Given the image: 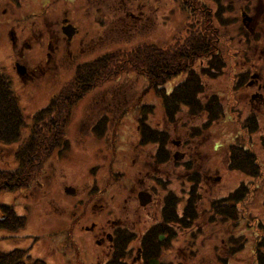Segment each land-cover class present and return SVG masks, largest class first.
<instances>
[{"label": "flooded vegetation", "instance_id": "obj_1", "mask_svg": "<svg viewBox=\"0 0 264 264\" xmlns=\"http://www.w3.org/2000/svg\"><path fill=\"white\" fill-rule=\"evenodd\" d=\"M150 1L0 0V30L7 33L14 72L22 82L29 80L37 83L46 69L58 71L67 61L73 64L79 56L94 50V44L101 41V33L106 28L118 27L128 38L147 31ZM179 1L190 7L191 1L196 0ZM213 2L216 4L215 10L204 5L208 22L216 17L217 10H220L218 17L221 16V4L218 0ZM237 3L241 30L237 39V70L229 84V94L237 105H242L239 113L246 108L245 117L238 123L239 130L246 137L243 142L236 141V144L241 147L246 144L247 147L242 149L226 145L225 142L236 137L238 131L232 136L222 130L218 136L222 142L211 140L210 154L207 152L209 156H204L200 148L209 141L210 134L207 136V133L213 122L225 116L227 107L219 101L221 111L218 119L212 120L206 111L194 110L190 113L183 97L176 106L175 94L172 100L175 106L166 107L156 97L161 117L160 122L156 120L153 124L150 123L153 119L151 107L140 102L138 109H144V112L139 113V123L135 122L133 127L135 138L124 144L112 158H107L105 151L115 149L116 132L102 137L91 131L86 139L97 142L102 137L109 146L105 147L101 156L95 154L99 147L93 150L90 155L94 157L90 158L83 178H77L73 184L61 182L59 187L70 200L60 214L51 213L47 219L55 222L50 241L59 240L57 248L67 251L63 264H150V260H154L152 264H161L159 255L162 245L171 244L170 238L176 237L179 232H187L191 241L201 236L199 246H203L206 232L210 235L218 232V228L222 229L223 234L220 233V250L213 254V264H229V260L238 258L236 253L246 245L251 247L255 264H264V224L259 223V226L257 221L250 225L246 222L248 228H244L246 204L229 203L227 200L241 184L252 179L242 170L228 166L233 154L231 146L254 159L258 167L262 165L260 155L250 146H258L264 154V0H237ZM100 20L105 24L99 31L102 25ZM210 28L204 25L203 31L210 32ZM211 45L209 41V49L205 47L201 56L196 57L200 67V79L196 78L198 81L205 82V78L208 81L223 71L222 64L210 63ZM43 46V54L40 53L43 57L35 60L34 56L39 54L37 50ZM202 47L201 44L198 48ZM180 50L182 52L178 54L183 56H190L194 51L186 48ZM218 56L220 63H224L221 52H218ZM194 61L191 58L190 62ZM190 62L172 76L160 78L162 98L166 97L169 101V94L174 88H187L184 84L188 81V71L192 70ZM16 65L20 70L16 69ZM206 71L220 73L211 76ZM171 77L176 78L172 87L167 83ZM199 86L204 85L200 82ZM211 95L219 100L220 96L214 90H198L195 93L201 106L212 104ZM140 99L139 96L138 102ZM180 107L186 114L185 119H179ZM166 111L172 114L171 119ZM185 121L188 123L183 127L181 123ZM81 125L88 126L86 130L99 128L95 122L89 124L81 121ZM171 126L172 130L169 129ZM179 129H182V133ZM205 135L207 140L204 141ZM72 144L73 138H67L64 148L51 157L60 159L61 151L66 149L72 152ZM220 145L221 149H218ZM220 150L222 156H218ZM54 170L53 163L50 173L53 174ZM233 170L240 175L239 181L229 191L218 194L215 200L212 193L220 192L225 187L222 183L227 182L226 174ZM42 171H45L44 168ZM57 174L64 177L60 170H57ZM177 180L182 184L181 195L171 188L172 181ZM259 183L260 179L253 183L252 198L257 194L253 195L252 191H257ZM259 198L258 207L261 196ZM201 200L206 202L201 204ZM232 207L237 209L236 216L229 213ZM262 213L264 216V209ZM145 215L151 217L143 219ZM147 220H153L149 225L152 227L146 229L145 234L136 236L138 230L135 224H144ZM252 233L254 236L250 237Z\"/></svg>", "mask_w": 264, "mask_h": 264}, {"label": "rangeland", "instance_id": "obj_2", "mask_svg": "<svg viewBox=\"0 0 264 264\" xmlns=\"http://www.w3.org/2000/svg\"><path fill=\"white\" fill-rule=\"evenodd\" d=\"M199 1L209 6L212 10H215L216 4L213 0ZM194 2L195 1H191L189 7L179 0L150 1L148 12L150 18L147 22V31L139 32L128 38L123 35L118 27L114 26V29L106 28L104 29V33H101V41L97 43V48L93 51H88L79 57L73 64L67 63V61L58 68V71L52 69L43 70L44 75L40 77L37 83L29 80L22 82V80L16 76L12 67L11 47L9 46L7 33H3V31L0 30V69L10 80V87L16 95V101L20 111L23 113L25 124L29 127L31 114L48 103L51 93L57 92L62 85L70 79L75 68V63H85L86 60L104 52L119 53L127 49L133 50L136 48H143L148 44L157 47L169 46L170 44L172 45L170 47L171 49L175 48L176 45L181 43L183 38L191 34V30H199L202 26L200 24L204 23V20L203 22L201 20L202 16L198 13L199 7L194 4ZM218 2L222 7L221 16L217 17L218 19L213 17L209 22L210 27L215 32L212 33L211 37L213 41L215 40V47L211 52L210 60L212 59L215 61V56H218V52H221L224 60V63H221L223 71L221 74L208 81L207 78H205V82L200 81L204 86L200 87L199 90L205 92H207V90H209V92L214 90L217 92L220 96L218 97L219 101L224 104L227 109L223 118H219L216 123L213 122L212 128L210 129L211 133L205 132L207 136L208 134L210 135L209 141L205 142L200 148L204 156H209L210 154L211 140H219L222 142V138L218 137L222 130L228 131V134L232 136L236 135V131H238L236 137H231L230 140L224 141L226 145L229 144L234 147H241V145L236 144V141L243 142L246 137L244 132L240 131L238 128V123L245 117L246 108H244L243 112L239 113L238 109H242V105L240 103L237 105L229 94V84L237 70V39L239 38L241 30L239 23L240 16L237 11L238 3L237 0H218ZM205 14L207 16L206 12ZM103 24L105 23L102 22L99 31L103 29ZM108 25L110 26V24ZM40 49L44 51V46ZM40 49L37 51L39 52ZM43 51L40 53L42 54ZM40 53L34 56L35 60H39L43 57ZM135 67L136 65L134 67L125 66L121 68V65H119L118 69L122 70L120 74V71L113 72L111 73L113 75H110L109 79H102L101 82H95L89 91L79 100L76 99L72 103L73 106L71 105L72 107L70 106L69 108L70 118L67 120L64 129L66 138L70 140L73 138V144L70 147L72 148V152L66 149L61 151L60 159L50 157L44 164L45 171H42L36 177L34 176L27 187L18 188L14 192H0V205L4 204L11 206L16 214L22 215L25 219V225L15 233H10L12 231L0 230V252H5L13 248H20L25 250L29 260L38 258L46 264L64 263L63 258L67 254V251L62 248H57L60 244L59 240L50 241L51 237H53L50 235L52 233L51 228L55 222L47 221L51 213L60 214L63 206L68 204L67 202L70 200L59 187L61 182L65 181V183L73 184L77 178H83L84 170L90 158L94 157L90 155L93 150L99 147L95 154L101 156L105 147L109 146V143L103 141L102 137H109L112 132H116L114 140V142H116L115 149L108 148L105 151L107 158H112L114 155L118 154L120 148L129 140H131V142L134 140L135 132L133 127L135 122L139 123V113L144 112V109H138L139 102L146 103L151 107L150 111L153 113V119L151 121L149 119L151 124L156 120L160 122L161 116L158 114L160 111L159 102L152 93V88L145 87L146 80L140 70H135ZM191 69L193 74L190 80L199 78L200 67L198 66V59L192 63ZM174 81L176 82V78L171 77L169 81H167L168 86L170 85L172 87ZM188 86H190V82ZM139 96L141 99L138 102ZM212 97L213 95H211V98ZM169 106L171 105L169 104ZM178 109L181 111L179 119H185L186 114L183 108L180 107ZM103 118H105L106 121L101 129L99 127L94 130H92V128L86 130L88 126L82 127L81 125V121L89 122V124L90 122H95L96 124L102 121ZM195 122L198 124L197 120ZM187 123L188 121H185L181 124L185 127ZM28 127L26 126L21 129L19 139L16 143L7 145L0 144V168H11L14 166V149H16L17 143L21 142V140L28 135ZM186 128H188V126ZM169 129L172 130V126ZM91 131L95 135H102V137L98 138L97 142L91 138L86 139L90 136L89 133ZM178 131L182 133V129ZM207 136H203L204 141L205 139L207 140ZM81 138L82 141L80 142ZM244 147H247V145L245 144ZM244 147L241 148L244 149ZM250 147L255 149L257 154L260 155L262 165H260L259 170L264 175V157L262 156L264 154L259 150L258 146H256V148L253 146ZM218 149H221V145ZM77 150L79 155L76 154ZM207 152L209 154H207ZM222 154L223 152H221V154L219 153L218 156H222ZM89 155L91 157H89ZM53 163L55 170L52 174L50 171L51 164ZM57 170L62 172L63 178L58 176ZM226 175L225 179L228 183H222L225 187H223L220 192L214 191L212 193V196L216 197L215 200L218 198V194L225 193L226 190L229 191L232 189L240 179V175L234 170L232 173ZM259 185L262 186V182L259 183ZM171 188L177 195L183 193L182 184L178 180L172 181ZM255 196L253 198L250 197L251 199L245 202L246 208L244 209H247L249 220L245 218L244 228H248L246 222L250 223V225L256 224V222L251 223L255 217L264 224L262 208L260 205L258 207L257 204L260 200V198L258 199V196L260 197V192ZM181 199L182 196L180 197V200ZM205 202V200H201L200 203L204 204ZM180 205L181 202L178 206ZM148 217L151 216L145 215L143 219ZM152 223L153 220H147L144 224H142V222H137L135 224L138 230L136 236L141 233L145 234V230L152 227L149 226ZM218 230V232L215 231L210 235L206 232V237H203V246H199V239L201 236H196L194 237L195 239L193 238L194 240L191 241L186 235L187 232H179L176 237L170 238L171 244L164 243L162 245L159 255L161 264L162 262L163 264H213V254H216L218 250H220L219 242L220 238H222L220 233L223 234L221 228H218ZM253 236L254 233L250 235V237ZM132 244H135V242ZM195 246L199 247L195 248ZM250 249V245H246L243 250L236 253L238 258L229 260V264H244L245 260L247 261L245 264H255Z\"/></svg>", "mask_w": 264, "mask_h": 264}, {"label": "trees", "instance_id": "obj_3", "mask_svg": "<svg viewBox=\"0 0 264 264\" xmlns=\"http://www.w3.org/2000/svg\"><path fill=\"white\" fill-rule=\"evenodd\" d=\"M194 4L199 7L198 13L202 16L201 20L202 22L204 20V23L200 24L202 26L199 30H191V34L183 38L179 46L176 45L175 48L171 49L170 47L172 45L170 44L169 46L162 47L148 44L143 48L127 49L119 53L104 52L95 59L77 66L71 78L62 85L58 92L52 94L49 102L31 114L29 127L25 124L23 113L20 111L16 101V95L10 87L9 78L0 69V144L7 145L16 143L19 139L21 129L26 126L29 129L28 135L21 142L17 143L16 149H14V166L8 169L0 168V192H13L18 188L27 187L31 179L42 172L45 162H47L56 150L64 148L67 142L64 129L67 120L70 118L69 108L72 103L76 99L79 100L89 91L95 82H101L102 79H109L110 75H113L111 74L113 72L120 71V74L122 70L118 69L119 65H121V68L125 66L134 67L136 65L135 70H140L146 80L145 87H151L152 93L160 99L161 104L164 106L167 107L169 104L175 106V103L172 102L175 94V97L178 96L176 97V106H178L180 98L183 97L190 113H193L194 110L206 111L210 119H218L221 111L219 100L213 95L211 98L212 104L207 103L205 106H201V102L195 96V93L200 88V81L197 79L189 81L193 73L192 70L188 71V81L184 84L187 88L182 89L181 86L174 88L172 93L169 94V101L166 97L162 98L163 88H159V85L162 83L160 82L162 76H172L177 73L179 68H185V64H188L191 58L193 61L194 59L196 60V57L201 56L205 47L209 49V41L212 43L210 46L211 50L215 47V40L213 41L211 38L212 33H215L214 30L210 28V32L203 31L204 25L210 26L205 14V6L199 0H196ZM219 11L217 10L215 12L216 18L218 17ZM201 44L203 47L199 49ZM182 48L194 51L190 56H183L178 54L182 52L180 50ZM195 54L196 56H194ZM210 63L221 66L220 57L215 56V61L211 59ZM206 73L214 76L220 72L206 71ZM189 82L190 86H188ZM166 114L169 119L172 118L171 113L166 111ZM105 121L106 119L103 118L102 121L97 122L95 125L101 129L105 125ZM231 149L233 154L229 158L228 166L238 171L242 170L247 177H252V179L250 178L251 180L246 181L245 184H241L237 190L229 195L227 200H229V203L237 204L243 202L245 205V202L251 199L253 183L255 180L260 179L263 185L260 186L258 184L257 191L255 192L258 194L260 192L261 201L259 205L264 209L263 173L260 172L254 159L246 153L239 152L237 148L231 146ZM255 192L253 195H255ZM248 196L250 197L248 198ZM230 212L236 216V207H232V211ZM244 212L245 217L249 220L247 209H244ZM257 221L258 225L261 226L259 224L262 223L261 220L256 219V217L253 218L251 223ZM24 225L25 219L23 216L16 214L9 205H0V230L15 232ZM0 264L46 263L38 258L29 260L25 250L13 248L5 252H0Z\"/></svg>", "mask_w": 264, "mask_h": 264}, {"label": "water", "instance_id": "obj_4", "mask_svg": "<svg viewBox=\"0 0 264 264\" xmlns=\"http://www.w3.org/2000/svg\"><path fill=\"white\" fill-rule=\"evenodd\" d=\"M16 69H19L18 66L16 65ZM20 70V69H19ZM154 260H150V264L153 263Z\"/></svg>", "mask_w": 264, "mask_h": 264}]
</instances>
